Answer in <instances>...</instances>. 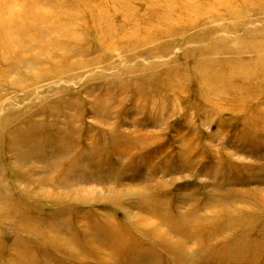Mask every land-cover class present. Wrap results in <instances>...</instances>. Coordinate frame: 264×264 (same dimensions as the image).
Masks as SVG:
<instances>
[{
  "label": "rangeland",
  "instance_id": "374dc122",
  "mask_svg": "<svg viewBox=\"0 0 264 264\" xmlns=\"http://www.w3.org/2000/svg\"><path fill=\"white\" fill-rule=\"evenodd\" d=\"M0 264H264V0H0Z\"/></svg>",
  "mask_w": 264,
  "mask_h": 264
},
{
  "label": "bare ground",
  "instance_id": "6f19581e",
  "mask_svg": "<svg viewBox=\"0 0 264 264\" xmlns=\"http://www.w3.org/2000/svg\"><path fill=\"white\" fill-rule=\"evenodd\" d=\"M232 1V0H231ZM241 2V1H240Z\"/></svg>",
  "mask_w": 264,
  "mask_h": 264
}]
</instances>
